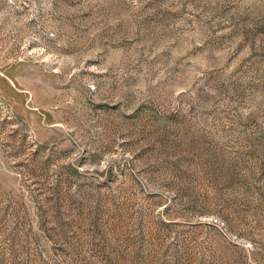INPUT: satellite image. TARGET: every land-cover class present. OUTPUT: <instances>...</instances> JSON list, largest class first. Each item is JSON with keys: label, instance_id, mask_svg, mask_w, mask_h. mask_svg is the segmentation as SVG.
Segmentation results:
<instances>
[{"label": "rangeland", "instance_id": "374dc122", "mask_svg": "<svg viewBox=\"0 0 264 264\" xmlns=\"http://www.w3.org/2000/svg\"><path fill=\"white\" fill-rule=\"evenodd\" d=\"M0 264H264V0H0Z\"/></svg>", "mask_w": 264, "mask_h": 264}]
</instances>
